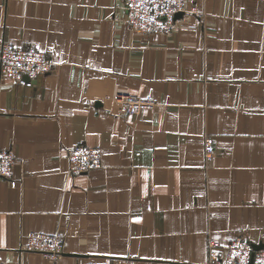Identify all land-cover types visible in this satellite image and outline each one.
<instances>
[{"label": "crops", "instance_id": "0c3cea01", "mask_svg": "<svg viewBox=\"0 0 264 264\" xmlns=\"http://www.w3.org/2000/svg\"><path fill=\"white\" fill-rule=\"evenodd\" d=\"M124 2L0 0V42L53 62L31 85L0 75V149L17 159L3 264H206L210 243H264V0H186L169 34L132 30ZM120 92L152 106L123 113ZM78 143L101 165L71 175ZM32 231L61 232L63 253L21 249Z\"/></svg>", "mask_w": 264, "mask_h": 264}, {"label": "built area", "instance_id": "2783aa9c", "mask_svg": "<svg viewBox=\"0 0 264 264\" xmlns=\"http://www.w3.org/2000/svg\"><path fill=\"white\" fill-rule=\"evenodd\" d=\"M186 0H125L124 22L135 31L143 34L166 33L174 30L177 12L185 9ZM53 65L46 50L33 45L14 46L9 42H0V75L21 84L31 85L35 78L48 72ZM115 99L121 112L135 114L152 106L150 98H141L129 93H117ZM214 142L210 134L203 136V153L206 162L214 156ZM68 173L80 174L101 165V152L97 146L78 143L66 150ZM17 159L10 149H0V179L12 181V170ZM64 236L61 232H29L21 249L38 251L55 259L63 253ZM210 243L206 264H264V243L255 248L254 244L243 236H237L224 245L225 255L221 256ZM0 264H3L0 260Z\"/></svg>", "mask_w": 264, "mask_h": 264}, {"label": "water", "instance_id": "95a60500", "mask_svg": "<svg viewBox=\"0 0 264 264\" xmlns=\"http://www.w3.org/2000/svg\"><path fill=\"white\" fill-rule=\"evenodd\" d=\"M181 14H182L181 12H177L174 17L176 18V17L180 16ZM261 245L262 244H254V247L259 248V247H261Z\"/></svg>", "mask_w": 264, "mask_h": 264}]
</instances>
